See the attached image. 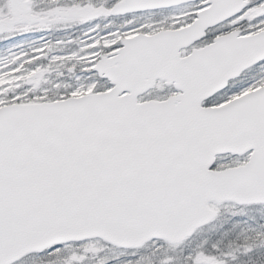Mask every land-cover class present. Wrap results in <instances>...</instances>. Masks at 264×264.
Wrapping results in <instances>:
<instances>
[{
	"label": "snow or ice",
	"instance_id": "obj_1",
	"mask_svg": "<svg viewBox=\"0 0 264 264\" xmlns=\"http://www.w3.org/2000/svg\"><path fill=\"white\" fill-rule=\"evenodd\" d=\"M0 264H264V0H0Z\"/></svg>",
	"mask_w": 264,
	"mask_h": 264
}]
</instances>
